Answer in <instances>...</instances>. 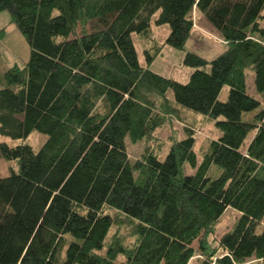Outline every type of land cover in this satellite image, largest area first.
I'll return each mask as SVG.
<instances>
[{
	"label": "trees",
	"instance_id": "16d2710c",
	"mask_svg": "<svg viewBox=\"0 0 264 264\" xmlns=\"http://www.w3.org/2000/svg\"><path fill=\"white\" fill-rule=\"evenodd\" d=\"M193 8L226 48L210 60L185 51L184 83L150 71L162 45L183 50ZM263 9L264 0H0L28 45L22 66L0 74V135L18 141H0V158L14 161L0 176V264H188L193 241L198 264H264ZM151 23L168 33L142 64L131 34L149 36ZM181 112L218 132L200 161ZM172 120L182 136L162 158L128 161L124 138ZM31 131L44 135L36 149ZM227 207L238 216L213 257L206 237Z\"/></svg>",
	"mask_w": 264,
	"mask_h": 264
},
{
	"label": "rangeland",
	"instance_id": "374dc122",
	"mask_svg": "<svg viewBox=\"0 0 264 264\" xmlns=\"http://www.w3.org/2000/svg\"><path fill=\"white\" fill-rule=\"evenodd\" d=\"M262 16L259 19V23L264 25V9L261 11ZM192 29L187 37L188 39L183 45V50L175 49L169 47L167 44L161 46L160 53L151 61L149 70L160 74L161 76L170 77L173 80L184 83L191 72V68L182 65V58L185 51L196 53L203 59L210 60L211 58L217 56L218 53L222 52L226 47L221 37L217 32L208 24L206 19L199 14V12L193 8L190 13ZM9 15L6 11H0V29H4V36L0 39V74L6 69V67L11 65L22 66V64L28 58V45H26L23 36L19 33L18 29L12 24L8 23ZM149 36L143 37L136 34H131V40L133 41L135 51L137 52L138 62H143V51H148L151 53L155 47L160 45L164 41V37L168 33V28L165 24L154 26L150 24ZM246 91L255 97H257L255 91H253V85L251 80L250 71H246L245 75ZM227 88H222L220 90L218 99L223 100L227 94ZM167 94L171 96V92L168 90ZM180 118L187 122L191 127H193L195 144L193 149L197 154V160H199L201 153L204 151L207 142L210 139L217 137L218 132L212 124V120H208L207 117L198 115L197 117L191 116L189 113H179ZM250 114L249 117H251ZM182 123L179 124L176 120L173 122H165L164 126L154 130L152 136L143 137L134 142L128 141L124 138L125 152L127 153V158L130 163L133 161H139L143 157L145 152L154 151L157 153L159 158H162L166 149L172 138H177L182 136ZM250 132L243 143V148L248 139L252 136ZM44 135L38 134L35 131H31L30 135L26 138V142L36 149L41 141H43ZM0 141L5 142L8 146L17 143L11 138L4 137L0 135ZM14 163L13 160L7 161L0 158V176L7 175L10 171V167ZM186 172H191L187 169ZM238 213L230 207L224 209V212L214 223V228L211 234L207 235L208 247L212 250L214 256L222 254L223 250L217 246V240L219 236L225 233L228 229L232 227L235 222ZM115 227L111 229L113 233ZM120 234L123 236V241L127 244H131V238L128 236L129 230L127 224L121 225L118 228ZM191 247L195 249V253L188 260V264H198L202 255H199L196 251V241H193ZM209 250V249H208ZM118 260H122L121 256L117 257ZM242 264H263V261L257 260L253 257Z\"/></svg>",
	"mask_w": 264,
	"mask_h": 264
}]
</instances>
